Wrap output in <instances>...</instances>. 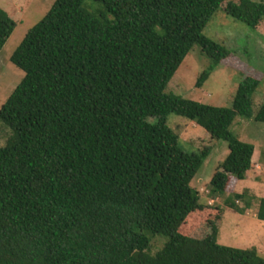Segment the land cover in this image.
I'll return each instance as SVG.
<instances>
[{"label":"trees","instance_id":"trees-1","mask_svg":"<svg viewBox=\"0 0 264 264\" xmlns=\"http://www.w3.org/2000/svg\"><path fill=\"white\" fill-rule=\"evenodd\" d=\"M219 10L252 31L264 24L262 0H55L26 32L10 57L24 76L0 107L9 130L0 146V264H264L256 248L179 231L199 205L190 183L208 149L184 151L167 117L227 143L211 197L253 165L254 146L230 131L236 117L264 124V104L252 113V77L230 108L165 92L193 47L214 66L229 57L203 35ZM15 27L0 10V51ZM208 78L204 71L196 87ZM243 198L229 196L226 207L243 212ZM257 206L264 221V199Z\"/></svg>","mask_w":264,"mask_h":264},{"label":"rangeland","instance_id":"rangeland-1","mask_svg":"<svg viewBox=\"0 0 264 264\" xmlns=\"http://www.w3.org/2000/svg\"><path fill=\"white\" fill-rule=\"evenodd\" d=\"M54 1L0 0V10L6 12L16 23L12 35L0 51V107L24 76L10 62L12 53L26 32L43 18ZM259 31H252L231 16L217 11L203 30V35L223 45L229 51V57L214 66L200 48L193 47L168 83L165 92L204 105L230 108L240 82L252 77L259 82L252 96V113L255 116L264 104V24ZM204 71L209 72V78L201 88H197L196 82ZM150 121L153 122L154 119ZM166 123L179 133L180 147L184 151L205 147L208 149L201 167L190 183L199 195V205L187 217L180 233L198 239L216 238L218 244L232 248H256L264 258V221L256 218L258 200L264 199V124L255 122L253 118L236 117L230 131L240 141L254 146L253 165L244 180L229 179L225 195L211 197L209 183L218 165L228 154L227 143L211 139L195 123L173 114L167 117ZM8 132L0 123V146L6 141ZM236 193L244 196L236 202L243 212L226 207L228 197L233 198ZM246 201L249 206L244 210ZM160 243L161 241L156 244L154 242V247H159Z\"/></svg>","mask_w":264,"mask_h":264}]
</instances>
